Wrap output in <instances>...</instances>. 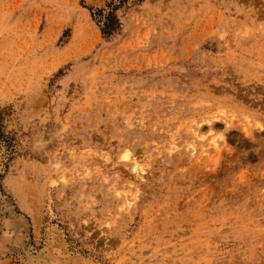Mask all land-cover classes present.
I'll list each match as a JSON object with an SVG mask.
<instances>
[{
    "label": "rangeland",
    "instance_id": "1",
    "mask_svg": "<svg viewBox=\"0 0 264 264\" xmlns=\"http://www.w3.org/2000/svg\"><path fill=\"white\" fill-rule=\"evenodd\" d=\"M0 264H264V0H0Z\"/></svg>",
    "mask_w": 264,
    "mask_h": 264
},
{
    "label": "bare ground",
    "instance_id": "2",
    "mask_svg": "<svg viewBox=\"0 0 264 264\" xmlns=\"http://www.w3.org/2000/svg\"><path fill=\"white\" fill-rule=\"evenodd\" d=\"M213 127H211L210 131H213ZM248 131V130H247ZM249 133V132H248ZM193 136L194 138L201 144L202 148H204L202 151H201V155L202 154H207L209 151L211 150H217L218 149V146H219V140H218V136H213L209 141V143H205V137L201 135V131H200V128L197 127V128H194L193 130ZM206 144V145H205ZM188 146H193V144H189ZM173 147L175 148L176 146L173 145ZM173 148V149H174ZM195 149H192L191 153L194 154ZM134 166H133V172L135 174H142L144 172V168L141 167L140 164H138L137 162H133L132 163Z\"/></svg>",
    "mask_w": 264,
    "mask_h": 264
},
{
    "label": "trees",
    "instance_id": "3",
    "mask_svg": "<svg viewBox=\"0 0 264 264\" xmlns=\"http://www.w3.org/2000/svg\"><path fill=\"white\" fill-rule=\"evenodd\" d=\"M120 22L116 17L114 11L108 14L104 27L102 28V33L105 38H111L113 35L120 31Z\"/></svg>",
    "mask_w": 264,
    "mask_h": 264
}]
</instances>
